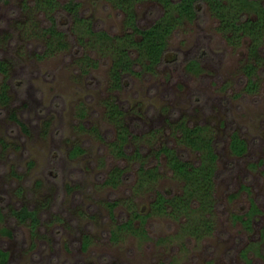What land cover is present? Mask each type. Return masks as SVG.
<instances>
[{
    "label": "rangeland",
    "instance_id": "rangeland-1",
    "mask_svg": "<svg viewBox=\"0 0 264 264\" xmlns=\"http://www.w3.org/2000/svg\"><path fill=\"white\" fill-rule=\"evenodd\" d=\"M57 1L48 10L34 0H0V88L6 84L8 96L0 101V247L7 263L264 264V74L245 88L248 40L228 43L202 4L168 33L150 67L128 47L136 60L115 87L111 42L85 28L90 22L121 35L125 12L110 0H77L86 19L79 21L60 6L66 0ZM133 8L140 26L162 13L159 0H136ZM49 25L62 31V44ZM260 42L264 56V36ZM112 101L119 117L109 113ZM119 120L128 128L125 154L115 143ZM180 122L204 126L211 137L210 189L204 183L193 192L157 152L166 145L200 161V151L181 140ZM232 131L245 141L240 154L230 149ZM74 146L81 150L71 154ZM140 165L154 167L153 176H140ZM114 167L122 173L112 182ZM157 191L187 196L188 205L152 210ZM251 200L255 209L245 215ZM21 206L37 220L16 217ZM127 218L130 225L120 226Z\"/></svg>",
    "mask_w": 264,
    "mask_h": 264
},
{
    "label": "trees",
    "instance_id": "trees-1",
    "mask_svg": "<svg viewBox=\"0 0 264 264\" xmlns=\"http://www.w3.org/2000/svg\"><path fill=\"white\" fill-rule=\"evenodd\" d=\"M117 7L125 12L124 24L126 31L121 35H110L104 30L92 29L90 22H87L86 30L90 34H95L101 38H108L111 42V51L115 55L111 64L110 76L113 81V86L119 87L122 82L123 75L131 71L132 63L136 60L130 57V50L127 48L134 46L138 50L139 59L141 56H145L146 62L144 66L150 67L152 63L158 62L163 51L165 50V40L168 33L179 23L182 19L192 20L196 14L200 5L204 4L210 14L216 18V28L225 37L226 41L231 44H237L240 40H248L247 43V57L242 64V71L246 76L247 90L254 89L257 86V80L254 78L259 75V71L264 74V56L259 55V46L261 38L264 36V4L258 0H159L162 4V13L150 24L146 26H140L137 23L136 14L133 8V3L136 0H110ZM34 2L41 8L52 9L59 6L57 0H34ZM78 4L77 0H66L60 4L63 10L69 12L73 19L84 21L85 18L78 16ZM250 8V9H249ZM50 20H53L49 16ZM47 32L55 37L57 45L63 43L60 38L62 31L55 29L53 25L45 27ZM139 37H135V34ZM60 38V39H59ZM115 38V41H113ZM116 39L118 40L116 43ZM48 45H51L49 39ZM138 57V56H137ZM191 64H196L192 62ZM5 61L0 60V70H5ZM262 67V69H259ZM6 84H3L0 88V101L5 103L7 101ZM109 113L113 117H119L121 115V107L114 101L108 105ZM120 122V120H119ZM118 124V140L117 153L125 154V147L123 142L127 139L128 128L124 126L122 121ZM181 133V140L192 149L200 151V161L190 162L181 158L172 148L164 145L158 148L157 152H164L168 158V163L173 172L178 173L184 178L188 179L191 183V189L193 192H197L198 187H202V184H208L210 189V183L212 179V172L214 170V162L216 153L213 150L211 137L203 133L204 126L194 124L189 126L183 122L176 124ZM229 146L233 153L240 154L245 149V141L239 136L238 132L232 131L230 133ZM114 143V141H113ZM79 146H74L71 149V154L76 151H80ZM136 155H139V150H135ZM154 167H138L140 176L152 177ZM111 181L114 182L121 178L122 169L114 167L111 170ZM206 187V188H207ZM204 188L203 199L208 193V189ZM191 193V192H189ZM204 201V200H203ZM207 203L209 199L205 198ZM189 199L182 194H175L167 197L161 191L156 192V196L151 200V209L163 212L166 209L171 208L178 209V207H186ZM206 203V202H205ZM115 201H110L109 205L112 206ZM255 209L254 200H251L250 208L245 213ZM133 213L136 216H141L135 210ZM13 214L20 218H30L31 222H35L37 217L35 211L29 209L26 206H21L13 210ZM134 216V215H133ZM247 221V219H245ZM131 222L130 218L123 220L120 226H129ZM264 234V230L262 232ZM0 264L7 263V251L0 247ZM94 264V263H87Z\"/></svg>",
    "mask_w": 264,
    "mask_h": 264
}]
</instances>
